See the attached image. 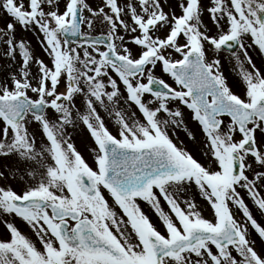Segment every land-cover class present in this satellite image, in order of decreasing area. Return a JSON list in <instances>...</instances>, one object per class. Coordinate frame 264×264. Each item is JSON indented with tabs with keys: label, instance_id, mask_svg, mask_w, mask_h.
I'll use <instances>...</instances> for the list:
<instances>
[{
	"label": "snow or ice",
	"instance_id": "snow-or-ice-1",
	"mask_svg": "<svg viewBox=\"0 0 264 264\" xmlns=\"http://www.w3.org/2000/svg\"><path fill=\"white\" fill-rule=\"evenodd\" d=\"M0 264H264V0H0Z\"/></svg>",
	"mask_w": 264,
	"mask_h": 264
},
{
	"label": "rangeland",
	"instance_id": "rangeland-1",
	"mask_svg": "<svg viewBox=\"0 0 264 264\" xmlns=\"http://www.w3.org/2000/svg\"><path fill=\"white\" fill-rule=\"evenodd\" d=\"M32 42H33V44H35V41L34 40Z\"/></svg>",
	"mask_w": 264,
	"mask_h": 264
}]
</instances>
